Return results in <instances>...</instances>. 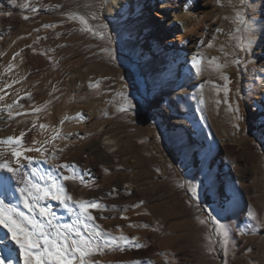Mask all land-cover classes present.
<instances>
[{
  "label": "rangeland",
  "instance_id": "1",
  "mask_svg": "<svg viewBox=\"0 0 264 264\" xmlns=\"http://www.w3.org/2000/svg\"><path fill=\"white\" fill-rule=\"evenodd\" d=\"M155 1L149 8L147 0H0L6 116L7 105L18 102L0 134L15 126L32 131L25 147L42 146L49 163L39 152L25 155L41 172L75 164L78 178L62 181L68 195L100 202L90 210L95 224L141 245L97 253L96 264H264V0H181L178 13L194 6L197 14L180 48L177 40L166 43L165 24L155 28ZM237 11L250 33L245 51L235 47L234 37L245 36ZM164 47L183 55L164 64ZM197 55L200 75L191 68ZM124 96L133 105L127 112L120 111ZM12 191L9 202L26 211ZM41 203L59 224L76 219L58 201ZM217 223L228 229L227 250ZM8 253L11 264H23L0 225V264H8Z\"/></svg>",
  "mask_w": 264,
  "mask_h": 264
},
{
  "label": "snow or ice",
  "instance_id": "2",
  "mask_svg": "<svg viewBox=\"0 0 264 264\" xmlns=\"http://www.w3.org/2000/svg\"><path fill=\"white\" fill-rule=\"evenodd\" d=\"M9 2L14 4L15 0H9ZM239 3L242 6L245 4V0H239ZM21 7H28V5L24 4ZM31 10L37 11L34 7ZM0 15H7V13L0 12ZM24 19H28V17L25 16ZM92 19L97 18L93 16ZM80 20L81 23H86L83 17ZM236 20L242 26V28L238 27L237 31H243L245 36L243 38L234 37L236 40L235 47L240 51H245L250 43V33H248L246 22L242 19L241 11H237ZM43 27H55V25L46 24ZM88 30L92 31V29ZM93 34L103 38L102 31L94 32ZM208 47H212V45L209 44ZM16 55H19V53H16ZM228 55L230 53L225 52V56L227 57ZM202 59L203 57L197 55L191 60V68L195 70L196 75L201 74ZM232 62L239 64V60L235 58ZM217 67H221V65H217ZM8 68L11 69L12 65L9 64ZM224 78L227 79L226 76ZM2 99L4 97L0 96V100ZM123 99L126 102V106H122L120 111L127 112L133 105L127 96H124ZM17 103V101H14L13 104L7 105L9 109L7 116L9 119L13 117L11 109ZM201 103H203V100H201ZM35 111L39 112L40 109L37 108ZM234 111L238 114L240 111L239 107L237 106ZM235 118L239 120L242 117L236 115ZM40 127L43 128L45 126L40 125ZM26 135V131H21L19 136H8L6 140L0 141V144L12 146L11 159L0 161V169L6 170L10 174L4 175L0 173V176H2V179H0V191L3 193L12 191V182L15 180L20 203L23 205V209L26 210L22 211L16 205L0 199V225L7 229L8 233L11 234V239L19 246L23 264H96L95 261L91 260V257L107 249L124 251L125 246L141 247L138 242H135V238L129 240L124 235L113 237L95 224L96 218L91 214L90 210L101 209L102 205L100 202L77 201L73 200L71 195H68L62 181H74L78 178L75 164H53L52 170L47 173L32 167L33 158L26 156V152H39L44 157V163H49V160L44 155L47 150L43 149L42 146L25 147L24 138ZM56 138L57 136H53L52 139L55 140ZM51 142L45 141L48 144ZM52 158L56 159L57 157L53 154ZM22 161H27L30 172L24 171L25 165ZM57 171L61 172L59 179L53 175V172ZM65 172L68 174H65ZM81 182L83 183V181ZM49 200H55L64 205L70 213L76 216V219L70 224L57 223L51 207L41 203ZM69 203L74 204L76 206L75 209L68 207ZM140 203L142 204L143 202L141 201ZM121 219H127V217L122 216ZM200 222L204 223V221ZM144 226L147 227V225ZM216 232L221 238L222 246L227 250L229 243L228 229L224 225L217 223ZM6 260L8 264H11V255L9 253L6 256ZM130 264H139V261L130 262Z\"/></svg>",
  "mask_w": 264,
  "mask_h": 264
},
{
  "label": "bare ground",
  "instance_id": "3",
  "mask_svg": "<svg viewBox=\"0 0 264 264\" xmlns=\"http://www.w3.org/2000/svg\"><path fill=\"white\" fill-rule=\"evenodd\" d=\"M153 1L154 0H147L146 3H147V6L149 8H152L154 6V5H151V2H153ZM180 2H181V0H156L155 5H156L157 9L154 12L156 16L153 20V22L155 24V28H157V29H160V25H162V24L166 25V33H165L166 34V43L170 44L172 41L177 40L179 48L184 47L188 44L190 35H192L191 34L192 31H191V28L189 26V23L193 21V19L195 18L196 14H197V12H196L197 10H196V8H194V6H189L187 9H185V11H186L185 13H180V12L178 13L176 8H177V6L178 7L180 6ZM186 4H188V2H186ZM158 8L164 9L163 13L159 12ZM169 10H170V12H167ZM184 29L186 30L185 32L183 31ZM202 33L204 34V32H202ZM200 35H201V33H200ZM164 48H165V51L162 52V55H161V58H162V61L164 64H167L173 56L178 58V57L183 55V53L180 51V49H177L174 52L170 48H167V47H164ZM261 97H263V91H260V94L258 95V98H261ZM9 100H11V99H9ZM9 100L5 101V102L3 100H0V110H2V111L5 110V107H6L5 104L10 102ZM253 105H254V103H253ZM2 111L0 112V126L5 127L7 125V122H6L7 116H6V112L5 111L2 112ZM73 113H76V111ZM257 113H258V110L256 109V115H257ZM68 117H70V115ZM174 122L176 124H187V120L184 118H180V117H175ZM72 125L71 124L66 125V127H65L66 128V131H65L66 134H70V132L73 131ZM18 129H16V126H15L14 132L13 131L10 132L6 129V131L3 132L4 134L2 133L3 135L0 134V136L4 137L3 138L4 140H6V138L8 136H12V135L17 136L18 135L17 133H19ZM1 131H3V130H1ZM31 135H32V131H27V135L24 139L28 140ZM0 139H2V138H0ZM110 142L111 141H107V146L109 147L108 149H110L111 146H113V144H114L113 142H112L113 144H110ZM5 149H6L5 144H0V161H3L5 159H9V160L11 159V152L6 153ZM27 169H28L27 167L24 168V171H27ZM8 175H10V174H8ZM0 178L2 179V177H0ZM16 189H17V184H16V181L13 180L12 190L16 191ZM3 199L7 203L9 202V200H10L9 192L3 193Z\"/></svg>",
  "mask_w": 264,
  "mask_h": 264
}]
</instances>
